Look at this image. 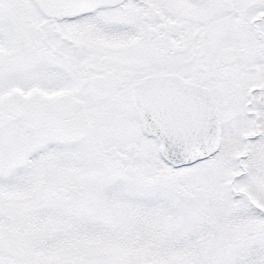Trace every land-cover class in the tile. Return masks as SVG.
<instances>
[{"label":"snow or ice","instance_id":"obj_1","mask_svg":"<svg viewBox=\"0 0 264 264\" xmlns=\"http://www.w3.org/2000/svg\"><path fill=\"white\" fill-rule=\"evenodd\" d=\"M0 264H264V0H0Z\"/></svg>","mask_w":264,"mask_h":264}]
</instances>
